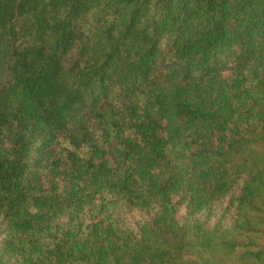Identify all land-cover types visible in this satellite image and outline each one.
Wrapping results in <instances>:
<instances>
[{
    "label": "trees",
    "instance_id": "obj_1",
    "mask_svg": "<svg viewBox=\"0 0 264 264\" xmlns=\"http://www.w3.org/2000/svg\"><path fill=\"white\" fill-rule=\"evenodd\" d=\"M0 264H264V0H0Z\"/></svg>",
    "mask_w": 264,
    "mask_h": 264
}]
</instances>
